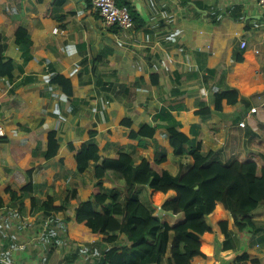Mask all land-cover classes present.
I'll return each instance as SVG.
<instances>
[{"label":"crops","instance_id":"obj_1","mask_svg":"<svg viewBox=\"0 0 264 264\" xmlns=\"http://www.w3.org/2000/svg\"><path fill=\"white\" fill-rule=\"evenodd\" d=\"M124 1L136 10L142 22L138 20L133 29H108L106 38L111 42L107 48L116 50L114 58L120 61L115 65L114 81L123 88L130 83L134 92L130 98L126 93L117 95L122 96L121 100L115 96L107 98V113L99 119L84 120L77 114V107L70 105L72 99L64 98L61 87L50 83L49 77L52 66L71 79L73 94L80 87H76L74 75L77 73L79 80L80 73L88 68L87 64L82 65L87 59L86 50L94 41L103 39L99 31L102 21L95 17L97 11L90 0H0V32L6 43L10 39L5 55L15 65L12 78H0V250L5 256L0 258V264L20 263L16 260L19 258L12 260V251L18 250L20 241L12 243L11 235L13 231L15 236L26 233L20 219L19 224H12L18 214L23 216L21 211L13 210L22 197L33 195L42 201L43 194L37 195L46 191L59 203L58 192L73 179L68 190L75 189L81 200L92 197L96 182L93 166L82 174L75 172L76 149L89 139V130L97 131L94 141L100 146V161L116 157L120 151L129 153L135 164L142 158L149 161L155 156L154 145L159 144L167 156L162 167L172 175L183 174L193 159L190 155L180 158L173 154L166 131L168 119L159 113L165 107L180 122L182 132L204 142L206 150L212 152L211 159L222 163L254 161L264 167V7L259 1ZM19 26L29 31L33 41L32 58L25 64L15 43L14 33ZM241 40L246 41L245 48L240 47ZM240 51L243 59L237 61ZM193 66L195 69L190 71ZM102 68L105 67L101 65ZM225 89H236L239 101H223L222 110L216 111L214 94ZM59 97L64 100L59 101ZM56 103L62 109L70 106L69 111H54ZM253 106L257 108L252 114L256 129L250 122L239 128L238 122ZM206 107L210 114L195 113ZM124 118L131 119L133 130L143 123L156 126L155 139L144 138L140 143L139 139L129 138L130 130L121 125ZM53 129L57 131L59 149L55 157L45 160L43 152ZM69 143L76 149L71 150ZM29 168H33V190L21 195V188L30 179ZM104 186L109 188L112 184L104 181ZM7 188L17 191L16 199L11 198ZM136 189L140 201L154 214L158 206L176 196L173 189L154 191L148 185ZM27 200L24 198L23 202ZM71 204L75 208L76 203ZM160 215L170 225L184 220L183 212L171 213L161 208ZM250 215L254 229L238 231L231 212L217 202L205 216L211 230L199 236L204 255L195 256L190 264H264V202ZM224 221L228 246L224 245L225 236L219 226ZM75 225L86 242L91 244L100 235L101 245L108 247L102 234L92 233L84 223H77L74 214L67 227L76 231ZM119 239L118 245L126 243L124 236ZM243 254L248 259L238 261ZM168 256L169 252L165 253L158 264H167Z\"/></svg>","mask_w":264,"mask_h":264},{"label":"trees","instance_id":"obj_2","mask_svg":"<svg viewBox=\"0 0 264 264\" xmlns=\"http://www.w3.org/2000/svg\"><path fill=\"white\" fill-rule=\"evenodd\" d=\"M42 1V0H39ZM118 6L127 5L132 15L134 25L142 19L136 10L124 0H116ZM92 6V5H91ZM95 17L100 18L95 12ZM111 31H121L118 26H112ZM15 43L23 55V64L27 63L32 55L30 49L32 39L29 31L24 27L15 30ZM3 36L0 34V40ZM6 44L0 42V78H12L14 61L5 55ZM242 51L235 60L242 61ZM49 66H51L49 64ZM21 69L23 67H20ZM49 82L61 87L65 96H73V84L69 77L57 73L51 66ZM31 78L30 76L26 77ZM235 104L239 101L236 89H225L214 94V110H222V102ZM182 109L184 105L180 106ZM210 108L197 110L196 114H210ZM159 113L168 119L166 131L169 135V144L173 154L177 157L190 155L192 164L183 174L172 175L162 167L166 161V152L159 144L154 145L155 156L152 160L142 158L135 164L129 153L120 151L116 157H105L100 161V146L94 141L96 130H89V139L76 149L69 143L71 150L76 149L75 160L77 174L93 166V176L96 179L92 187V197L81 200L72 189L61 202L56 203L54 196L48 195L42 201L30 196L32 210H39L45 215L68 209L69 204L76 203L75 221L84 223L92 233L103 235L104 241L110 245L102 254L101 264H158L169 252L167 264H190L195 256L204 255L201 251L199 236L211 228L205 221V216L211 213L217 202H221L231 212L235 228L238 231H252L254 223L251 213L264 202V167L254 161L242 162L232 160L222 163L211 159L212 152L207 151L203 141L190 138L179 128L180 122L168 111L161 107ZM121 124L131 127L130 118H124ZM156 126L143 123L138 130L131 129L129 138L155 139ZM196 133V131H193ZM59 139L55 129L50 130L47 137L46 149L43 158L50 160L57 154ZM32 169L28 170L29 177ZM104 181L112 184L111 192L107 191ZM148 185L152 190L167 192L175 190L176 196L162 204L161 208L171 213H184V220L170 225L163 222L161 217L147 207L138 198L136 187ZM33 182L21 188V195L31 193ZM12 199L19 195L17 191L6 189ZM219 226L224 233V245L230 241L226 229V221ZM120 235L126 243L118 245ZM78 252L71 255L72 259ZM243 254L238 261L247 260ZM256 262V260H252Z\"/></svg>","mask_w":264,"mask_h":264},{"label":"rangeland","instance_id":"obj_3","mask_svg":"<svg viewBox=\"0 0 264 264\" xmlns=\"http://www.w3.org/2000/svg\"><path fill=\"white\" fill-rule=\"evenodd\" d=\"M100 20L102 21V19ZM108 29L110 28H108L102 21V25H99V31L103 39H101L100 42L94 41L91 44L90 50H86L87 59L82 65L87 64L88 68L85 72L80 73L79 80L76 79L78 78L77 73L74 75L76 87L77 85L80 87L76 89L75 93L71 97L65 96L63 94L64 98L68 97L72 99V103H70V105L72 106L73 104V106L77 107V114L83 117L84 120H87L90 117L92 119H99L103 114L107 113V108H110L109 106L104 107V104H109L107 103V98H112L115 96V98L120 97L121 100V97L124 95V93H126V97L130 98L131 94L134 92V90L132 91V85H130V83H126L125 88H123V85H121L120 82L114 81L117 75V69L115 68V65L120 61L114 58V56H116V50H109L107 48V44L111 42L106 38ZM1 33L2 32H0V34ZM1 35L3 38L0 40V42L6 44L4 51L6 53L10 39L8 38V42L6 43V37L3 33ZM130 45H132L131 42ZM18 50L21 52L19 48ZM129 50H131V48H129ZM144 50L147 51L146 48H144ZM109 55H112L113 57L108 58ZM138 55L139 53L137 56ZM21 56L23 58L22 52ZM101 65H103L105 68L101 69ZM194 69L195 66H193L190 71H193ZM175 76L177 75L175 74ZM61 100L64 99L59 97V101ZM68 108H70V106H64L62 109V107L58 106L56 103L53 110L61 113V110L64 109L69 111ZM91 113H94L95 115H92ZM127 129L131 130L132 128L127 127ZM31 169L33 168H29L28 170ZM30 177H32V175H30ZM43 177L44 176H40V179ZM37 179L38 176L36 175V180ZM73 181L74 179L69 181L65 186H63L64 188L58 192L61 193V195L58 196L60 199L57 202H61L62 199L68 195V192L72 190L71 188L68 190V187ZM111 188L112 187H107L105 189L111 192ZM45 192L40 191L37 196L39 197L43 194V198H40L43 200L48 196ZM26 194L29 195L28 193ZM24 198L28 199L26 201L27 203L23 202ZM72 205L74 204H69L68 208L70 209L62 210L63 212L59 211L52 213V215H45L39 210L31 209L30 196H24L22 197L21 201H17V204L13 210H15L14 212L21 211L23 216L22 214H18V217L14 216L17 219L16 221L12 219V224H19L21 221L25 227L26 233L25 235L19 236H15L14 231L13 235L9 233L12 237V243H19L20 241V243L17 244L18 250L12 251V260L19 258L16 259L20 261L18 264H101L102 254L105 250L103 247L104 244L101 245V236L97 235V238H99H95V241L91 242V244H94V246H92L89 244V242H86L84 237L81 236L79 232H77V229H79L77 227L78 225H75L74 227L76 231H72L71 228L69 229L67 227L68 221L71 219V215L75 214H73L74 208ZM10 222L11 219H9V223ZM5 233L8 232L5 231ZM18 237L21 238L18 239ZM125 241L126 240L124 239V242ZM119 244L122 245L123 242H120ZM108 247H110V245H108ZM74 252H78V256L75 259H72L71 255ZM3 253L4 252L0 250V258H5ZM19 253L20 256H18Z\"/></svg>","mask_w":264,"mask_h":264},{"label":"built area","instance_id":"obj_4","mask_svg":"<svg viewBox=\"0 0 264 264\" xmlns=\"http://www.w3.org/2000/svg\"><path fill=\"white\" fill-rule=\"evenodd\" d=\"M259 4L264 7V0H258ZM91 5L98 12L101 17L103 23L108 26H118L122 30L133 29L134 21L130 10L127 5L118 6L116 0H90ZM247 45L245 40H241L240 47L245 48ZM257 112V108L255 106L251 107L250 110L243 116L242 120L238 122L239 128H244L250 122V124L254 126V118L252 117L253 113ZM256 129V127H255ZM0 134H2V127H0ZM155 214L159 217L161 206H158Z\"/></svg>","mask_w":264,"mask_h":264},{"label":"clouds","instance_id":"obj_5","mask_svg":"<svg viewBox=\"0 0 264 264\" xmlns=\"http://www.w3.org/2000/svg\"><path fill=\"white\" fill-rule=\"evenodd\" d=\"M101 18V17H100ZM135 26V25H134Z\"/></svg>","mask_w":264,"mask_h":264}]
</instances>
